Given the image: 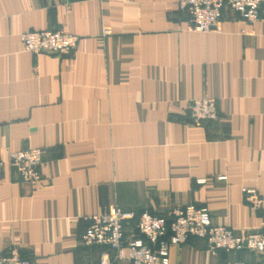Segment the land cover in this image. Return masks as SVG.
<instances>
[{
    "label": "crops",
    "instance_id": "0c3cea01",
    "mask_svg": "<svg viewBox=\"0 0 264 264\" xmlns=\"http://www.w3.org/2000/svg\"><path fill=\"white\" fill-rule=\"evenodd\" d=\"M189 21L177 0H0V161L44 152L37 186L8 165L0 174V252L99 264L80 239L87 218L114 207L164 216L194 206L238 236L264 232V206L243 194L264 200V15L250 24L226 10L208 34ZM49 31L83 42L62 57L24 51L23 34ZM205 98L219 119L195 126L186 105ZM169 260L264 264V255L212 254L190 237Z\"/></svg>",
    "mask_w": 264,
    "mask_h": 264
},
{
    "label": "built area",
    "instance_id": "2783aa9c",
    "mask_svg": "<svg viewBox=\"0 0 264 264\" xmlns=\"http://www.w3.org/2000/svg\"><path fill=\"white\" fill-rule=\"evenodd\" d=\"M177 5L178 11L190 18L188 30L201 34L212 32L224 18L226 10L250 24L260 21L264 15V0H177ZM110 34V30L104 31V36ZM21 41L25 52L59 57L73 54L83 42L80 37L62 31L25 33ZM185 112L195 126L219 119L217 102L210 98L190 101ZM43 163L41 149L11 152L8 162L0 161V174L8 165L23 183L35 187L42 180ZM243 194L253 210L263 208L264 200L256 190L244 189ZM87 221L89 226L80 245L95 251L99 264H171L170 248L184 246L190 237L204 240L207 251L212 254L249 251L264 255V232H245L238 236L228 227L214 225L207 209L194 206L174 208L164 216L150 212L137 214L114 207L87 218ZM130 225L133 230L128 236ZM0 264L33 262L31 258L23 257L19 249H13L8 254L0 252Z\"/></svg>",
    "mask_w": 264,
    "mask_h": 264
}]
</instances>
